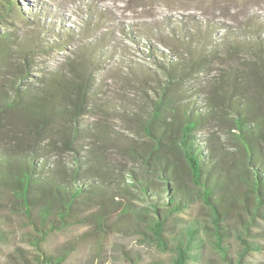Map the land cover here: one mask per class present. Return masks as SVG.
Masks as SVG:
<instances>
[{"label": "trees", "instance_id": "16d2710c", "mask_svg": "<svg viewBox=\"0 0 264 264\" xmlns=\"http://www.w3.org/2000/svg\"><path fill=\"white\" fill-rule=\"evenodd\" d=\"M10 8L0 4V16ZM11 35L0 34V203L12 197L28 218L37 211L53 226L79 216L106 222L115 214L171 252L169 264H198L208 242L226 264H253L247 256L264 248L249 238L264 209V39L250 43L257 61L243 74L215 78L207 96L188 102H179L184 79L218 54L205 40L202 48L188 44V58L179 43V55L162 51L159 63L168 79L140 121L145 140L133 142L111 133L106 123H79L81 114L95 109L88 105L97 96L92 74L83 73L85 61L70 63L71 73L57 68L38 83H21L32 77L37 48L49 46L25 36L17 51L26 63L18 66L7 60L17 41ZM207 122L227 126L231 137L220 130L199 136ZM114 146L125 157L113 156ZM198 198L208 209L206 222L189 212ZM87 206L96 210L78 213ZM40 235L39 264L60 263L64 258L43 251ZM232 238L241 245L236 255Z\"/></svg>", "mask_w": 264, "mask_h": 264}, {"label": "rangeland", "instance_id": "374dc122", "mask_svg": "<svg viewBox=\"0 0 264 264\" xmlns=\"http://www.w3.org/2000/svg\"><path fill=\"white\" fill-rule=\"evenodd\" d=\"M0 4L11 7L7 16H0V34L10 33L17 40L7 60L18 66L26 63L17 51L25 36L49 46L37 48L32 77L21 83H38L42 75L57 68L71 73L70 63L85 61L83 73L87 77L92 74L97 96L94 104L88 105L95 109L81 114L79 123H106L111 133L133 142L145 140L140 121L152 111L160 82L168 79L159 63L165 58L162 51L179 55L174 51L179 43L188 58V44L202 48L205 40L207 49H215L218 54L209 55L207 67L184 79L180 86L184 98L179 102H188L207 96L215 78L235 70L243 74L257 61L250 43L256 46L264 39V0H1ZM201 126L199 136L220 130V134L231 137L227 126L222 128L215 122ZM109 149L113 156L125 157L115 146ZM187 176L191 179L190 173ZM95 210L87 206L78 213ZM189 212L204 222L209 218L201 198ZM0 214L4 215L0 264H39L36 242L40 234L43 251L64 258L58 264H169L172 260L171 252L146 241L142 231L127 227L115 214H110L106 222L79 216L53 226L51 217L37 211L34 220L28 218L9 196L0 203ZM252 233L249 238L264 245V209ZM229 241L236 255L240 242L235 238ZM247 259L264 264V248L253 251ZM198 264L226 263L208 242Z\"/></svg>", "mask_w": 264, "mask_h": 264}]
</instances>
